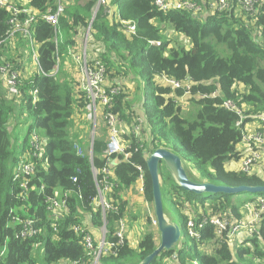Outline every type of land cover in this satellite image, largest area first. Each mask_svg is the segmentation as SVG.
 Returning a JSON list of instances; mask_svg holds the SVG:
<instances>
[{
  "label": "trees",
  "instance_id": "obj_1",
  "mask_svg": "<svg viewBox=\"0 0 264 264\" xmlns=\"http://www.w3.org/2000/svg\"><path fill=\"white\" fill-rule=\"evenodd\" d=\"M15 1L20 6L23 2ZM66 1L59 32L41 17L33 25L39 59L36 72L24 68L21 48L25 41L21 35L0 51V66L7 62L14 65L22 81L16 97H8L0 82V264H38L41 254L35 249L39 246L44 248L46 264H88L85 232L95 235L104 226L102 212L93 205L97 195L93 169L106 165L103 154L109 136L106 128L96 133L93 155H89L94 126L85 120L87 102L80 89L77 65L69 56V49L80 51L88 29V61H101L107 69V81L122 86L115 97L114 112L130 129L137 116L146 128L138 135H128L126 130L121 134L131 158L126 161L119 155L111 167L118 186L108 194V200L119 211L108 213L105 219L110 243L116 242L119 223L126 219L128 203L121 196L138 185L137 167L145 173V199L154 204L147 160L159 149L180 157L193 182L264 187V180L257 175L226 169L228 163L242 160L244 151H238L243 137V127L237 126L239 117L224 107V102L232 101L247 116L264 113V3L249 13L238 0H231L229 9L211 13L212 0H192L203 12L165 13L156 8L154 0H106L93 20L99 0ZM25 6L40 14L56 8L55 0H30ZM114 7L117 14L111 20L108 14ZM10 17L9 11L0 9V36L7 33ZM117 17L135 23V35H126ZM168 26L185 36L191 49L172 47L171 40L163 36ZM217 47L229 55H220ZM129 84L138 86V99L127 89ZM185 84L190 85L189 95ZM147 89L151 101L145 95ZM185 103L192 105L191 111H185ZM24 124L28 131L20 144L17 130ZM34 131L44 140V153L34 159L36 174L30 180L26 200L21 202L17 200L21 190L13 180L14 172L29 149ZM255 150L264 154V147ZM159 175L164 212L167 214L166 202L171 213H179L182 238L151 264H247L249 258L264 262V220L253 237L242 240L241 247L217 238V228L211 223L213 218L232 222L244 218L250 207L264 200V193H188L164 162ZM63 196L67 207L55 220L47 203ZM239 199L244 201L236 204ZM11 212L22 220L36 221L37 234L19 238L20 226L12 224ZM190 221L198 239L190 235ZM134 243L127 233L124 245L103 254L100 264H141L158 248L153 233Z\"/></svg>",
  "mask_w": 264,
  "mask_h": 264
},
{
  "label": "built area",
  "instance_id": "obj_2",
  "mask_svg": "<svg viewBox=\"0 0 264 264\" xmlns=\"http://www.w3.org/2000/svg\"><path fill=\"white\" fill-rule=\"evenodd\" d=\"M106 0H99L97 6ZM247 12L255 13L256 6L264 3V0H238ZM20 5L15 0H0V9L9 11L11 17L8 21V31L5 36H0V51L6 48L10 40L16 41V36H22L23 39H29L33 45L34 60L38 65L39 59L37 51L34 47V30L33 25L41 17L46 23L50 24L56 32H59L60 19L65 12V7L61 4L55 5V9L51 8L46 13L40 14L35 9L26 7L21 2ZM154 5L161 12H171L179 10H188L191 12H203V8L192 0H154ZM231 6V0H212L209 4L211 13L216 11H225ZM100 8V7H96ZM109 16H114L112 11ZM121 25V30L128 36L135 35L136 24L133 22H124L118 19ZM89 39V31L87 32L84 45L79 52L74 49L69 50V56L79 67L80 73V89L84 94L86 105V118L92 122L95 130V125L101 119L108 130V144L104 151L103 158L106 160V165L100 169H93V175L96 182L97 195L93 200V205L96 209L102 212L104 218V226L100 229L98 234L85 232L84 241L86 249L89 251L88 264H96L103 254H109L118 246L125 243V235L127 232L126 223L120 221L119 230L116 233V242H109V232L107 230V223L105 221L108 213H117L119 208L114 206L108 200V194L118 186V183L113 180L112 165L119 155H124L125 160L129 161L131 158L130 153H126V145L123 143L121 134L127 130L126 124L122 118L114 112L115 97L119 95L122 86L107 85V69L104 64L99 60L92 62L88 61L87 45ZM153 46H160L159 42H150ZM25 68L29 69L25 64ZM0 82L8 97H16L21 93V74L16 70L11 63H4L0 66ZM176 88H180V83L169 82ZM186 90V95H189L190 85L185 84L183 87ZM217 93H215L216 95ZM34 102H37V91L33 93ZM224 107L228 110L234 111L238 117V127H243V137L241 146L243 147L244 158L241 160V171L247 175L255 173L256 166L262 160L263 154L255 150V147H264V113L247 116L244 111L240 109L236 103L232 101L224 102ZM246 120H251L246 124ZM134 135L140 133L139 128L132 129ZM96 135V131H95ZM79 153H82L80 147H77ZM44 153V140L36 131L32 133L30 145L24 159L19 163L14 172V182L19 184L21 190L17 200L24 202L28 196L29 184L32 177L36 174V163L34 159H39ZM31 159V161H29ZM139 171L138 190L141 195H145V173L141 167H137ZM76 181V180H74ZM47 210L52 214L55 220L59 219L60 213L64 212L67 207L65 196L62 198H51L48 200ZM12 214V224L19 225L20 231L19 238H31L37 234V224L33 219H20L14 212ZM264 220V200L261 199L248 209L247 215L236 221L232 222L226 218H213L211 223L217 228V238H225L227 241L235 242L243 236L244 238L253 237ZM155 224L157 222L155 221ZM189 232L193 238L198 239L200 236L195 231V224L193 221L189 222ZM79 230L76 229V232ZM4 255V251L1 256ZM176 257L172 256V260Z\"/></svg>",
  "mask_w": 264,
  "mask_h": 264
},
{
  "label": "rangeland",
  "instance_id": "obj_3",
  "mask_svg": "<svg viewBox=\"0 0 264 264\" xmlns=\"http://www.w3.org/2000/svg\"><path fill=\"white\" fill-rule=\"evenodd\" d=\"M64 1L65 0H55V5L61 4V5L64 6ZM104 5L105 4L103 2H101V4L99 6H96V7H100V8H96L94 10V15H93L94 17L97 15V13L101 9V7H103ZM88 31H89V29H88ZM87 32H86V34H87ZM163 36L165 37V39H170L171 40L172 47H175V48L176 47H183V48H186V49H191V47H192L191 46V42L185 36H183L181 34H177L176 32L173 31V29L170 26L166 27L165 32H163ZM24 41H25V45L21 48V53H22V55L24 57L23 61L25 62V64L29 68L27 70V72H31V71L36 72L37 71V64H36V62L34 60V51H33L32 42L29 39H24ZM34 47H35V49L37 51L38 50V44H37L36 40L34 41ZM217 51L222 56L229 55V52H227L226 54L221 53V50L218 47H217ZM70 64L73 66V68L75 67L72 62H70ZM78 81L80 82V75H79V80ZM127 89L131 91L132 95H134V96L137 95V99H138V96H139L138 95V86H134L133 84H129V85H127ZM144 92H145V95L147 97V100L151 101L152 94H151L150 90L147 89V90H144ZM139 94H140V91H139ZM134 103H135V101H134ZM186 104L187 103L183 104V106L185 108V111H191L192 110V105L190 103H188L187 105ZM85 120H87V118H85ZM87 121L91 125L93 124L89 120H87ZM123 122L126 124V126L128 128L126 130L128 135L133 134L132 133V129H135V128H139L140 132L141 131L143 133L146 132L145 124L143 123L142 119L139 118L138 116L137 117H133V119H132V123L131 124L134 126L132 129L129 128V126H128L126 121L123 120ZM94 125H95V131H96L97 134H100V132H103V130L106 128L105 123H103V121L101 119L99 120V122H97ZM27 130H28V126L25 125V124L22 125L21 127H19V129L17 130V133L21 134L20 138H21L22 141H23V139H24V137H25V135L27 133ZM106 132H108V130ZM252 175H254V174H252ZM137 186H135V191H133V194L135 193L136 196L139 195V190H138ZM142 198L144 200V197H142ZM242 201H244V200H240L239 199V200H236L235 203L236 204H241ZM141 202H142V205L136 207L138 212H135V210L132 209L131 206H129L128 209H127V213H126V219L121 220V221H124L126 223V228L128 229L126 234L128 233L129 235H131V237H133L135 239V243H136V241L139 239V237H144L148 233H153V234H155L156 245L159 247V245L161 243V237H160L161 234L159 232L157 224H155L156 217H155L154 204L147 203V201L143 202L142 200H141ZM165 208H166V212H167V214H165V215L167 216L169 221L174 220L175 223L179 224V226L182 228L183 224H182V219H181L179 213L178 212H174V211L171 213L169 211V209L167 208L166 202H165ZM244 209L245 208H243V210ZM245 214L247 215V213H245ZM148 219L150 220V223L146 222V224H145V220H148ZM139 226H140V228H139ZM241 243H242V240H240V241L237 240V241L234 242V245L236 244L235 247H241ZM37 249L39 250V253L41 254L38 264H46L45 261H43L44 254H45L44 248L39 246V247H37L35 249V251ZM249 260H250V262L248 261L247 264H264V262H262L260 260H257V259L249 258ZM96 264H100V260Z\"/></svg>",
  "mask_w": 264,
  "mask_h": 264
},
{
  "label": "water",
  "instance_id": "obj_4",
  "mask_svg": "<svg viewBox=\"0 0 264 264\" xmlns=\"http://www.w3.org/2000/svg\"><path fill=\"white\" fill-rule=\"evenodd\" d=\"M94 19L95 17H93V20ZM91 155H93V149H91ZM163 162L168 166L179 186L188 193H194L197 195H215L218 193L236 195L244 192L252 194L264 193V187H226L193 182L189 178L180 157L166 149L155 151L147 160V167L153 188L155 217L161 234V243L157 250H155L141 264H151L163 251H169L176 247L182 238V228L179 224L169 221L164 212V202L159 175V167Z\"/></svg>",
  "mask_w": 264,
  "mask_h": 264
},
{
  "label": "crops",
  "instance_id": "obj_5",
  "mask_svg": "<svg viewBox=\"0 0 264 264\" xmlns=\"http://www.w3.org/2000/svg\"><path fill=\"white\" fill-rule=\"evenodd\" d=\"M22 1H20V3H21ZM30 2V0H23V3H29ZM111 11H112V13H114V14H117V8L116 7H114V8H111ZM111 18V20H113L112 18H115V16H110ZM117 20V19H116ZM86 36V35H85ZM85 39V38H84ZM84 41V40H83ZM80 46H79V48L78 49H81L82 47H83V45H84V42H82V45H81V43L79 44ZM70 50V49H69ZM72 59V58H71ZM23 64H24V68H25V62L23 61ZM79 67L77 66V69H78ZM26 70H28L27 68H25ZM78 72H79V69H78ZM79 75H80V73H79ZM106 84L107 85H113V83H109L108 81L106 82ZM22 126V125H21ZM20 126V127H21ZM28 126V125H27ZM28 131V130H27ZM26 135H27V133H26ZM26 135H25V137H24V139L26 138ZM91 135H92V142H91V148H90V150H89V155H91V149L93 148V140H94V137H95V130L91 133ZM21 136V135H20ZM24 139H23V141H24ZM22 140H21V138H19V140H18V142L21 144L22 142H23ZM243 150V147L241 146V145H239L238 146V151L240 152V151H242ZM241 161V160H240ZM230 162L229 164H227L226 165V169L228 170V171H241V162ZM254 175H257L259 178H261V179H263L264 180V154H263V158H262V161L261 162H259V164L256 166V170H255V173H254ZM138 187V186H137ZM133 191H135V188L134 189H130L128 192H126L125 194H122V198L128 203V207L129 206H131V208L132 209H134L135 210V212H138V210H137V206H141L142 205V202H141V200L144 202V201H146V199H145V195H141L140 193H139V195H135V193L133 194ZM142 197H144V200H143V198ZM245 214V213H244ZM239 241L240 240H243V236H241V238L240 239H238Z\"/></svg>",
  "mask_w": 264,
  "mask_h": 264
},
{
  "label": "clouds",
  "instance_id": "obj_6",
  "mask_svg": "<svg viewBox=\"0 0 264 264\" xmlns=\"http://www.w3.org/2000/svg\"><path fill=\"white\" fill-rule=\"evenodd\" d=\"M37 68H38V66H37Z\"/></svg>",
  "mask_w": 264,
  "mask_h": 264
},
{
  "label": "bare ground",
  "instance_id": "obj_7",
  "mask_svg": "<svg viewBox=\"0 0 264 264\" xmlns=\"http://www.w3.org/2000/svg\"><path fill=\"white\" fill-rule=\"evenodd\" d=\"M174 167V166H173Z\"/></svg>",
  "mask_w": 264,
  "mask_h": 264
}]
</instances>
